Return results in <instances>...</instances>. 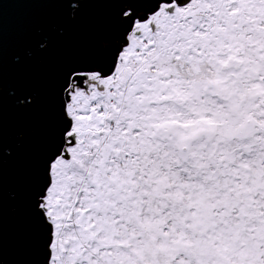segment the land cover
<instances>
[{
    "label": "snow or ice",
    "instance_id": "6c2138e0",
    "mask_svg": "<svg viewBox=\"0 0 264 264\" xmlns=\"http://www.w3.org/2000/svg\"><path fill=\"white\" fill-rule=\"evenodd\" d=\"M140 2L107 64L62 85L45 264H264V0ZM9 4L24 9L10 33ZM66 7L0 0V216L14 164L47 132Z\"/></svg>",
    "mask_w": 264,
    "mask_h": 264
},
{
    "label": "water",
    "instance_id": "95a60500",
    "mask_svg": "<svg viewBox=\"0 0 264 264\" xmlns=\"http://www.w3.org/2000/svg\"><path fill=\"white\" fill-rule=\"evenodd\" d=\"M123 1L124 0H71V3L76 4L77 7L75 9L66 7L65 12L71 13L75 17L74 37L64 46L63 51L67 55L63 57H65L66 60H68V57H71V63H73L81 45L79 41L80 37L84 38L87 44L96 42L97 35H102L103 33H97L92 28V25L95 24L94 18L97 17L101 21L100 24L103 26L106 25L104 21L105 15L100 7L108 11L111 16L115 17L121 8H123ZM23 13V8L12 4H9L4 9V25L9 33ZM104 33H106V31ZM104 39L105 38H102L101 41L103 42ZM85 47L90 56L87 64L89 66L90 64L91 66H95V57H93L88 45ZM60 76V64L56 59L49 69V76L45 82L47 93L46 138L45 136L37 137L29 144L27 153H22V158L14 164L8 179L3 215L0 216V264H31L26 258L29 252L28 242L33 237V229L36 228L39 223L38 216L31 211L36 204L31 191L33 188L41 186V183H37L36 178L31 175V172L35 164L41 161L47 147L51 145V143H49V138L55 136L57 124L62 122L59 115L61 112V102L55 100L50 91L51 88H58L62 84V82L58 80ZM46 224L48 225L47 222ZM42 238L46 237L42 236ZM45 247L47 248V244Z\"/></svg>",
    "mask_w": 264,
    "mask_h": 264
},
{
    "label": "trees",
    "instance_id": "16d2710c",
    "mask_svg": "<svg viewBox=\"0 0 264 264\" xmlns=\"http://www.w3.org/2000/svg\"><path fill=\"white\" fill-rule=\"evenodd\" d=\"M100 8L102 9L105 15L104 17H107V20L110 22L109 30L112 31L114 28H117V26L120 23H117L116 25L114 23L117 22L116 20H119L120 22V19L117 18L118 15L113 17L109 14L108 11H106L102 7ZM94 22L95 24L92 25V28L97 33L102 31L103 30L102 28H104V26L100 24V20L97 17L94 18ZM79 41L81 42V45L79 47L76 57L73 60V63H69L68 60H66V58L63 56H60L59 58H57V62L60 64V73H61V76L59 77L58 80L62 82V84L58 88H51L50 90L53 95L52 97H54V99L57 101L61 102L62 85L65 83L67 79V73L69 69L71 68V66L80 67L83 65V67H85L87 55L84 52H85V45L87 42L82 37L79 38ZM77 64H79V66H76ZM59 115L63 121L62 113L60 112ZM62 126H63L62 122L57 124L56 130H55V136L49 138V143H51V145L47 147L41 161L35 164L31 172V175L36 178L37 183L38 182L41 183L40 187L33 188L31 191L33 198H34V202H36V204L33 206L31 210L32 212L36 213V215L39 218V223L37 227L33 229V232H34L33 237L28 242L29 252L26 258L29 260L31 264H45L46 258H47V248L45 246L47 244V241L49 240V231H48L49 228L44 220L42 211L39 209L37 204L39 201V197L41 196L42 189L44 188L45 184L48 181L47 160H48V157L51 155V153L54 151L55 145L59 139L58 134ZM42 236H45L46 238H42Z\"/></svg>",
    "mask_w": 264,
    "mask_h": 264
},
{
    "label": "flooded vegetation",
    "instance_id": "af4514ba",
    "mask_svg": "<svg viewBox=\"0 0 264 264\" xmlns=\"http://www.w3.org/2000/svg\"><path fill=\"white\" fill-rule=\"evenodd\" d=\"M123 2H124V6L121 9V11L124 8H127L129 6L133 7V9L135 11H142L146 7V3H141L140 0H124ZM120 12H118V14H117L118 15L117 16L118 19H119ZM104 21L106 22V25L104 26V28H102L103 30L100 31L103 34L102 35L101 34H98L97 35L96 42H90V44L89 43L88 44L86 43V45H85V46L88 45L89 49L92 52L93 57H95V59H96L94 61V65L95 66H98V65H106L107 64L108 57H110V54H111V52H112V50L114 48L115 40L117 38V34L120 31V24L117 26V28H114L111 31V30H109L110 22L107 20V17H104ZM116 21L117 22L114 23L115 25L117 23H120L119 20H116ZM100 23H101V21H100ZM105 31H106V33H104ZM102 38H105L103 40V42L101 41ZM106 40H108V41H106ZM84 53L87 55L86 56V64H85V67H83V65H82L80 67H75V68H87V67H89V65L87 64V61L90 59V56H89V54L86 51V47H85V52ZM76 66H79V64H77ZM73 67L71 66V68H73Z\"/></svg>",
    "mask_w": 264,
    "mask_h": 264
},
{
    "label": "rangeland",
    "instance_id": "374dc122",
    "mask_svg": "<svg viewBox=\"0 0 264 264\" xmlns=\"http://www.w3.org/2000/svg\"><path fill=\"white\" fill-rule=\"evenodd\" d=\"M121 9H122V8H121ZM120 11H121V10H120ZM120 11H119V12H120ZM45 187H46V186H45ZM44 190H45V188H44ZM44 190H43V191H44ZM40 197H41V196H40ZM40 197H39V198H40ZM39 204H40V200L38 201V204H37L38 207H39ZM39 208H40V207H39Z\"/></svg>",
    "mask_w": 264,
    "mask_h": 264
}]
</instances>
